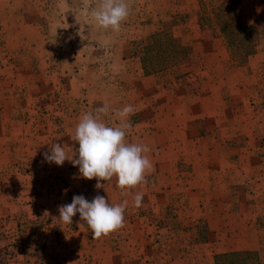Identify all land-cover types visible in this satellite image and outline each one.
Masks as SVG:
<instances>
[{
	"label": "rangeland",
	"instance_id": "rangeland-1",
	"mask_svg": "<svg viewBox=\"0 0 264 264\" xmlns=\"http://www.w3.org/2000/svg\"><path fill=\"white\" fill-rule=\"evenodd\" d=\"M126 2L130 15L120 31L114 32L100 29L92 21L89 11L98 0H0V234L4 237L0 239V264H43L46 248L51 253L46 264L69 259L56 250L64 247L62 239L68 232L85 222L77 213L71 225L64 224L59 207L78 195L65 190L67 180L72 175L78 176L77 180L83 177L70 161L57 166L47 162L44 153L50 152L52 144H60L71 158L79 147L72 140L79 118L85 112L95 114L94 110L105 104L113 110L133 105L135 114L130 117L132 128L126 139L147 145L150 152L146 155L155 168L147 176L153 189L151 200H146L152 201V226L145 236L139 233L132 245L134 264H154L155 257L164 254L160 251L163 245H169L170 260L180 256L188 259L185 264H214L212 246L223 243L220 249H230L225 246L228 240L213 239V235L211 242L206 239L193 244L192 235L206 238V221L211 222L214 216L218 219L223 210H212L211 217L206 184L197 185L192 174L180 175L190 165L182 164L181 158L173 160L179 157L178 152L191 150V145L194 151L204 145L195 136V120H189L198 111H186L195 103L197 93L183 96L181 91L193 89L197 69L203 70V62L198 61L205 55L232 54L225 45L227 37L219 31V5L210 0ZM228 8L247 26L239 36L243 38H238L247 48L235 56L254 54L255 46L264 45V0H234ZM195 19L200 31H195ZM154 33L171 35L191 50L184 61L168 69L169 85L175 84V89L167 96L157 92L159 78L143 77L141 66L135 65ZM181 104L189 107L182 109ZM103 119L109 125L120 122L115 111ZM107 182L101 181L103 187L96 188L95 178L81 180L80 195L89 201L100 195L113 203L117 196L108 191ZM136 192L133 189L127 194L133 196L128 204L133 203ZM175 199L176 208L172 206ZM142 211L132 205L124 213L125 220L133 221L138 230L143 227L139 222ZM21 215L33 224L20 236L16 227ZM171 217H179L178 224L161 222ZM193 220L195 224H190ZM39 224L41 229L34 230ZM177 226L183 229L177 231ZM215 226L220 224L210 225Z\"/></svg>",
	"mask_w": 264,
	"mask_h": 264
},
{
	"label": "crops",
	"instance_id": "crops-1",
	"mask_svg": "<svg viewBox=\"0 0 264 264\" xmlns=\"http://www.w3.org/2000/svg\"><path fill=\"white\" fill-rule=\"evenodd\" d=\"M210 1L217 6L234 0ZM240 1L243 3L244 0ZM241 16L244 18V13ZM180 30H183V27ZM195 31H200L196 19ZM198 62H203L201 66L203 70L197 69L196 83L191 85L193 89L187 92L182 90L181 94L187 96L188 93H197L192 108H187L186 111L188 114L193 110L198 111L195 116L192 113L189 120H195L197 126H195V136L199 137V144L204 145L200 151H194L191 145V150L187 153L178 152L179 157L176 156L173 160L181 158L182 164L190 165L185 167L189 170L179 172L180 175L192 174L197 185L206 184V190L209 193L207 207L210 209L211 217L212 210L213 212L223 210L222 216L218 219L214 216L211 222L206 221L208 224L206 239L211 242L212 235L213 239L221 240L223 237V240H228L225 246L229 245L230 249H220L223 248V243H220L212 246L214 251L211 255L214 257L224 253H250L256 255L258 261L264 264V45L262 48L260 45L255 46V53L246 59L244 66L237 65L231 55L210 57L205 55V58ZM135 65L140 66L139 62ZM139 70L141 72V67ZM141 75L144 77L142 72ZM173 91L174 89H157L158 93H163L165 96ZM182 107L189 106L181 104ZM205 116L208 118L207 122L204 120ZM179 141L183 143L182 139ZM157 152L160 151L157 150ZM77 179L78 176L72 175L71 179L67 180L69 187L65 190L68 194L73 192L80 195L83 186L81 180L85 179ZM107 183L108 191L117 196L114 199L109 197L113 203L110 199H106L109 204L115 205L125 199L133 200L132 195L127 197L122 194L115 177ZM136 190L144 194L141 207L143 216L139 220L143 225L142 229H136L133 221L125 220L127 227L124 226L100 239H93L87 225L78 224L76 229L68 232L62 239L64 247L56 250L69 258L62 264H134L132 245L136 243L137 238L139 239V233L145 236L152 226V221L149 220L152 201L146 200H151L149 197L153 189L146 184L135 188L134 193ZM130 191L133 192V189ZM219 193H223L224 198ZM165 201L168 202V199L165 198ZM174 203L172 206L175 208L179 206L176 199ZM132 205L133 203H129L127 208ZM166 205L169 206L168 203ZM178 219L179 217H171L161 222L174 225V223L178 224ZM201 223L204 224V221ZM190 224H195V220ZM215 224H220V227H210ZM180 229L183 227H176L177 231ZM2 238L4 237L0 234V239ZM213 244L208 243V245ZM162 248L164 249L160 251L164 254L159 256L166 254L167 257L164 259L160 258L162 256L155 257L154 264H157V261L159 264L189 263L188 259L181 260L180 256L170 260L167 255L169 245H163ZM50 255V251L46 248L43 264H46L47 256L50 257ZM50 262L51 260L48 264H52ZM30 264L35 263L31 261Z\"/></svg>",
	"mask_w": 264,
	"mask_h": 264
},
{
	"label": "clouds",
	"instance_id": "clouds-1",
	"mask_svg": "<svg viewBox=\"0 0 264 264\" xmlns=\"http://www.w3.org/2000/svg\"><path fill=\"white\" fill-rule=\"evenodd\" d=\"M89 15L100 29L118 32L130 15L126 0H98L91 7ZM93 112H85L75 126L72 140L79 147L69 158L65 147L52 144L50 152L44 153V159L57 166L67 160L73 167L79 169L80 175L87 180L96 179V188H101V181H111L116 178L117 186L123 195L132 189L148 183L147 176L155 171L154 165L147 153L150 148L141 143H130L126 137L132 128L130 117L135 114L133 105H125L121 109H111L108 104L96 108ZM115 111L119 123L109 125L103 117ZM143 192H136L133 206L137 209L143 205ZM128 200L112 205L105 197L97 195L91 201L83 195H75L70 204L59 207V219L71 225L72 218L77 213L91 230L93 239H100L125 226V210ZM83 226V225H82Z\"/></svg>",
	"mask_w": 264,
	"mask_h": 264
},
{
	"label": "trees",
	"instance_id": "trees-1",
	"mask_svg": "<svg viewBox=\"0 0 264 264\" xmlns=\"http://www.w3.org/2000/svg\"><path fill=\"white\" fill-rule=\"evenodd\" d=\"M231 2L233 1H227L220 4L217 7L216 16L221 18V22H219V31L227 37L225 42L227 47H229L232 52L231 57L235 62H237V65H240V63L251 56L252 53L247 52L245 54L246 56L243 57L235 56L236 54H239L242 49L247 48V45L242 44L241 40L238 39L243 38L239 36L243 35L244 32L247 31V26L241 23L240 17L236 14V11L234 14L230 12L228 7ZM143 51L142 56L138 57V62L141 66L143 74L151 78H159V89H175V84L172 83L169 85L168 69L172 64L184 61L189 56L191 52L189 47L182 45L177 38H174L171 35L154 33L152 35L151 44L145 47ZM178 78L179 77H175V79ZM180 78H183V75H180ZM32 224L33 223L27 221L23 215L19 216L16 227L17 234L20 236L25 234L26 230H28V228L30 229L28 225L31 226ZM34 226V230H40L42 225L39 224ZM191 227L194 230L195 225H192ZM28 234L30 233H26L27 236ZM40 234H43V231H41ZM204 240H206V238H198L195 234L192 235L193 244ZM213 262L214 264H261L256 255L250 253L217 254L214 255Z\"/></svg>",
	"mask_w": 264,
	"mask_h": 264
}]
</instances>
